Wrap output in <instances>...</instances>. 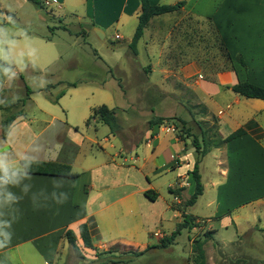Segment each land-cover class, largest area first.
Listing matches in <instances>:
<instances>
[{
    "label": "crops",
    "instance_id": "obj_1",
    "mask_svg": "<svg viewBox=\"0 0 264 264\" xmlns=\"http://www.w3.org/2000/svg\"><path fill=\"white\" fill-rule=\"evenodd\" d=\"M59 1L60 10L72 8L77 3L83 4L93 26L96 23L100 25L101 19L109 16L113 17L109 28L129 17L139 21L142 12L140 0ZM149 1L152 5L170 6L184 2V7L178 12L209 21L233 64L232 71L218 75V82L202 80L193 87L200 104L205 108L202 120L212 123V127L216 125L215 139L225 140L240 129L245 131L243 136L221 148H213L200 163L204 192L198 201L210 194L205 207L211 211L201 214L196 209L198 201L194 206L184 209V200L195 192L191 172L196 153L186 140L168 131L169 128L154 125L140 132L139 155L134 151L135 156L130 158L135 165L139 162L137 169L126 167L128 159L121 152L128 150L129 145L130 149L138 150V144L134 141L126 144L122 140L120 151L108 159L97 161L96 157H88L89 151L84 145L85 142L94 144V140L79 135V132L74 133L76 140L68 139L67 136L69 141L65 139L64 144L57 148L52 147L53 141L49 143L43 139L40 150L37 149L34 156L29 157L37 140L58 118L51 116L47 127L28 137L33 123L31 120L26 121L22 110L23 116L11 126L0 151V163L8 167L9 173L14 171L17 174V183L0 186V232L4 233L0 235V241L6 245L0 249V264H60L61 257L64 254L67 256L70 248L65 233L72 230L79 236V227L84 223L89 226L95 250L85 248L80 238L78 242L80 247L94 253L92 259H97L96 252H105L120 244L135 252L147 251L144 256L137 258L140 262L143 258L154 256L150 251L157 249L160 241L175 231L184 215L193 217L197 224L190 231L196 235L194 239H189L191 244L210 232L211 242L216 243V248L221 252L220 257L232 258L234 263L243 257H251L249 251L256 248V243L250 242L245 235L252 230L251 223L256 222L257 218L252 215L253 219H250L249 208L254 207L253 212L255 206L264 210V101L239 96L227 87L248 81L264 88V0ZM178 12L152 18L139 41V44L147 46L154 67L165 65L162 53L167 44L163 42L160 30L154 33L152 39L149 38L150 24L155 19L169 18ZM46 41L52 42L50 38ZM9 56L14 61L11 66L7 64L8 68L4 66L1 69L0 64V93L7 90V96L13 92L22 62L32 64V56L36 54L32 50L18 48ZM239 56L245 60L246 67L237 62ZM54 59L58 58L54 55L50 62ZM16 67L17 71L13 72L12 69ZM186 69L168 72L184 80ZM190 69L198 72L196 66ZM20 78L23 80L22 76ZM25 89L23 107L33 94L26 84ZM48 95L46 92V97ZM82 117L85 119L86 116ZM92 121L91 125L101 123L97 118ZM124 130L118 132L117 136ZM61 131L56 133L57 138ZM105 141L110 140L105 138ZM101 151L106 153L104 147H101ZM208 156L214 160L215 168L211 171L205 163ZM22 160L67 164L78 176L66 178L28 174L20 165ZM169 171L173 176L165 186L169 191L181 190V196L170 193L171 201L165 199L162 202L163 185L150 178L167 175ZM3 175V171H0V177ZM149 190L158 194L155 202L145 196ZM9 194L12 199H9ZM221 197L224 202L220 201ZM241 221H247L251 227L241 231ZM230 227H234L236 233L222 236L225 230L229 233ZM218 237H221V241L216 240ZM152 239L157 241V245L152 243ZM188 261V264L193 263ZM209 264H214L213 260L209 259Z\"/></svg>",
    "mask_w": 264,
    "mask_h": 264
},
{
    "label": "rangeland",
    "instance_id": "obj_2",
    "mask_svg": "<svg viewBox=\"0 0 264 264\" xmlns=\"http://www.w3.org/2000/svg\"><path fill=\"white\" fill-rule=\"evenodd\" d=\"M58 6L59 4L50 8L43 6V9L28 0H0L1 69L4 66L8 68L7 64L12 65L14 61L9 54L18 48H26L36 54L32 56L34 59L31 61L32 64L23 61L20 65V74L16 76L13 92L9 96L7 90L0 93V110L4 109L0 112V151L4 141L2 124L11 114L20 110H23L26 121L31 120L33 123L28 137L33 132L40 133L47 127L51 116L58 118V121L37 140L29 157L34 156L33 153L37 149L40 150L43 139L49 143L53 141L52 147L57 148L58 145L64 144L67 136L68 139L76 140L74 133L79 132V135L94 140V144L85 142L84 145L89 151L88 157H96L97 161L108 159L110 155L120 151L122 140L126 144L134 141L138 144V150L130 149L129 145L127 147L129 151L121 152L124 158L128 159L126 167L137 169L139 162L135 165L130 158L135 156L134 151L139 155L140 132L150 126L151 120L157 118H163L161 125L169 128L168 131L178 138L186 140L192 150L195 149L191 136L201 137V127H204L209 138L215 141L212 123L208 124L202 120L205 108L200 104L193 87L202 80L218 82V75L232 71L233 64L217 31L209 21L198 20L182 11L169 18L155 19L150 24L149 38L152 39L154 33L160 30L162 40L167 44L162 53L165 65L158 68L151 64L147 46L143 43L138 44V55L130 48L138 25L136 18L129 17L128 20L109 28L113 20V17L109 16L101 19L100 25L96 23L93 27L92 21L86 16L83 4L77 3L72 8L61 10ZM96 29L103 33L104 38L100 37ZM117 35L121 39H116ZM47 38L52 42L46 41ZM13 46L16 47L11 50ZM54 55L58 59L50 62ZM193 66L198 68V72L190 69ZM185 68L187 69L184 80L168 72L169 70L179 72ZM12 71H17V67ZM192 72L194 74L189 76ZM25 84L33 94L31 100L23 107L26 100ZM72 84L77 86L73 87ZM45 89H48L46 91L48 97ZM57 100L59 102L55 103ZM103 105L116 110L118 123L122 130L125 129L120 136L113 134L102 122L91 125L93 121L90 120L91 126L86 125L93 109ZM83 115L86 116L85 119ZM180 119L186 121L185 128ZM60 130L61 134L57 138L56 133ZM105 138L110 141H105ZM101 147L105 148L106 153L101 151ZM208 148L209 151L213 150L214 144H210ZM213 162L211 156L205 159L209 171L215 168ZM131 173L134 172L131 170ZM167 175H161L156 179L150 178L153 182L163 185L162 202L165 199L170 202L172 199L165 185L173 175L171 171ZM210 197L211 195L207 194L198 201L196 209L201 211V214H208L211 211L205 207L206 200ZM187 199L182 204L184 209ZM220 201L224 202V198L221 197ZM249 209L250 219H253L252 215H256L257 218L256 222L251 223L252 230L245 235L250 242L256 243V248L249 251L251 257H243L238 263H234L232 258H225L223 255H221L223 258L220 257L221 252L216 248V243L211 242V233L206 232L205 238L203 236L200 240L206 241L203 250L207 264L209 259L213 260L214 264H264V210L258 206H255L254 212V207ZM240 224L241 231L251 227L247 221L245 223L241 221ZM190 231L183 230L169 248L157 247L150 251L154 256L143 258L140 262L136 259L129 264H188V259L193 262V243L191 244L189 239H194L196 235H192ZM228 231L229 233L225 230L222 236L236 233L234 227H230ZM170 236L171 234L165 239ZM216 240L221 241V237ZM151 241L157 245L155 239ZM81 248L83 258L77 257L70 247L67 256L64 254L61 257L60 264H91L94 261L91 258L94 253ZM128 249L121 247L119 252H126Z\"/></svg>",
    "mask_w": 264,
    "mask_h": 264
},
{
    "label": "trees",
    "instance_id": "obj_3",
    "mask_svg": "<svg viewBox=\"0 0 264 264\" xmlns=\"http://www.w3.org/2000/svg\"><path fill=\"white\" fill-rule=\"evenodd\" d=\"M28 1H31L40 8L44 9L42 2H39V0H28ZM140 4H141L142 12L139 16V21L134 37L132 39V42L130 43V48L135 55H138L139 41L143 37L145 30L148 27L151 19L157 16H163L167 14H172L174 12H178L185 5L184 2L178 3L177 5H173V6L152 5L149 0H140ZM237 62L241 66L246 67V62L242 56L238 57ZM71 86L75 87L76 84H72ZM227 88L231 89L235 94L239 96L248 99H259L264 101V88L255 85L253 83H250L248 81L239 82L236 85L231 87L228 86ZM61 96L59 98H61ZM55 103H58V100L55 101ZM1 110L4 109L1 108ZM21 116H23L22 110L11 114L7 119L4 120L2 124V135L4 141L6 140L9 134V130L11 126ZM96 118L103 124L107 125L113 134H117L122 130V126L118 123L116 110L110 109L106 105H103L98 108H94L92 115L88 119L86 125L89 126V121ZM163 121H164L163 118H157L151 120L150 126L161 125ZM180 122L184 125L185 128L186 121L180 119ZM216 129H217L216 125H214L212 131L215 133V137H217ZM187 130L190 131V128H188ZM200 130H201V137L196 135L191 136L193 138V148L195 149V153H196V162L194 165V169L191 172L193 181L195 182V192L185 201L186 208L194 206L198 201V199L203 195L204 186L202 183V176L200 173V163L202 159L210 152L208 146H210V144H214L215 148H221L222 146L228 144L229 142L245 134V131L243 129H240L235 133H233L232 135H230L225 140H220L217 138L215 139V141H212V139L209 138L207 131H205L203 128H200ZM20 165L24 170V172L32 175L66 177V178H76L78 176L77 174H74L72 172L71 166L67 164L22 160L20 161ZM180 192L181 190L175 191L170 189V193L176 196H181ZM145 196L152 202H155L158 198V194L151 190L146 191ZM194 223H195V219L193 217L189 215H184L183 221L176 226V229L171 234V236L168 237L167 239H165L166 237L163 238L157 247L162 249L169 248L170 246H172V243L178 238V236L181 235L183 230L185 229L192 230V228L195 226ZM65 237L70 247L72 248L74 254L79 258H83L82 248L78 244L79 238L81 239L83 246L85 248L95 250V247L93 246L89 226L87 223L80 225L79 236L74 231L68 230L65 233ZM205 242H206L205 240L201 241L200 239L195 240L193 242L194 264H207L206 254L203 250ZM121 247L128 248L120 244H117L105 252H96L97 259L92 261L91 264H129L135 261L137 258L144 256L147 252V251L135 252L129 248L128 251L121 253L119 252V249Z\"/></svg>",
    "mask_w": 264,
    "mask_h": 264
},
{
    "label": "clouds",
    "instance_id": "obj_4",
    "mask_svg": "<svg viewBox=\"0 0 264 264\" xmlns=\"http://www.w3.org/2000/svg\"><path fill=\"white\" fill-rule=\"evenodd\" d=\"M0 171H3L4 175L0 177V186H3L6 183H17L15 177L16 172L9 173L8 167L2 163H0ZM9 199H12L11 194H9ZM0 235H4V233L0 232ZM6 245L3 241H0V249L5 248Z\"/></svg>",
    "mask_w": 264,
    "mask_h": 264
},
{
    "label": "built area",
    "instance_id": "obj_5",
    "mask_svg": "<svg viewBox=\"0 0 264 264\" xmlns=\"http://www.w3.org/2000/svg\"><path fill=\"white\" fill-rule=\"evenodd\" d=\"M42 4L46 8H50V7H53L54 5H58L59 0H42ZM116 39H121V37L119 35H117Z\"/></svg>",
    "mask_w": 264,
    "mask_h": 264
},
{
    "label": "water",
    "instance_id": "obj_6",
    "mask_svg": "<svg viewBox=\"0 0 264 264\" xmlns=\"http://www.w3.org/2000/svg\"><path fill=\"white\" fill-rule=\"evenodd\" d=\"M96 32H98V34L100 35V37L104 38V35H103V33L100 30L96 29Z\"/></svg>",
    "mask_w": 264,
    "mask_h": 264
}]
</instances>
